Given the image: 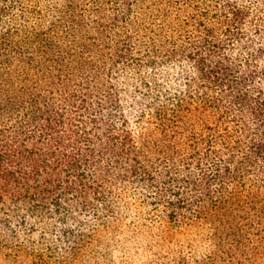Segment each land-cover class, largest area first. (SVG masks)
<instances>
[{"label": "trees", "instance_id": "1", "mask_svg": "<svg viewBox=\"0 0 264 264\" xmlns=\"http://www.w3.org/2000/svg\"><path fill=\"white\" fill-rule=\"evenodd\" d=\"M264 264V0H0V264Z\"/></svg>", "mask_w": 264, "mask_h": 264}, {"label": "rangeland", "instance_id": "2", "mask_svg": "<svg viewBox=\"0 0 264 264\" xmlns=\"http://www.w3.org/2000/svg\"><path fill=\"white\" fill-rule=\"evenodd\" d=\"M119 254L112 248L109 254L107 255V259L97 258L99 263L97 264H127V257L122 261L116 263Z\"/></svg>", "mask_w": 264, "mask_h": 264}]
</instances>
